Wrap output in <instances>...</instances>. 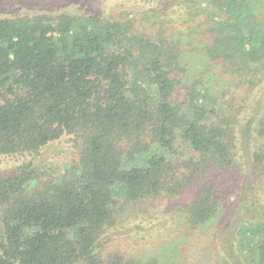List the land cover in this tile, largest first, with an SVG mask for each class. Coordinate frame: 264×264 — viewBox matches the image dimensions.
<instances>
[{"label": "trees", "instance_id": "16d2710c", "mask_svg": "<svg viewBox=\"0 0 264 264\" xmlns=\"http://www.w3.org/2000/svg\"><path fill=\"white\" fill-rule=\"evenodd\" d=\"M93 1L0 0V264H264V0Z\"/></svg>", "mask_w": 264, "mask_h": 264}, {"label": "rangeland", "instance_id": "374dc122", "mask_svg": "<svg viewBox=\"0 0 264 264\" xmlns=\"http://www.w3.org/2000/svg\"><path fill=\"white\" fill-rule=\"evenodd\" d=\"M96 4V9L100 13L108 14V13H117L118 11L120 12L122 9H129L132 10L135 7H140V8H146L148 5L143 3L140 0H95L93 1ZM7 169L6 165L0 164V172H3L4 170ZM246 203V200H245ZM249 206L250 204H245ZM200 240L205 241L207 240V236H201L198 237Z\"/></svg>", "mask_w": 264, "mask_h": 264}]
</instances>
